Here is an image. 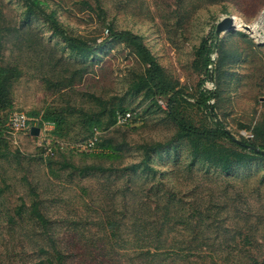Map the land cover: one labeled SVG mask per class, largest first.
I'll list each match as a JSON object with an SVG mask.
<instances>
[{
  "label": "rangeland",
  "instance_id": "obj_1",
  "mask_svg": "<svg viewBox=\"0 0 264 264\" xmlns=\"http://www.w3.org/2000/svg\"><path fill=\"white\" fill-rule=\"evenodd\" d=\"M39 1L67 34L94 48L84 58L75 56L42 14L22 23L23 1L0 0V57L15 70L11 107L1 114L0 152L5 147L19 152L18 158L0 157V264L43 263L37 251L48 249L47 233L29 212L31 191L66 264H94L98 254L105 255L102 264H135L130 254L137 250L140 229L132 226L141 218L157 226L162 221L161 213L146 212L143 204L161 207L172 195L174 203L183 198L182 204L192 203L200 212L210 201L223 205L220 216L230 232L262 242L264 216L258 213L264 211V162L233 166L227 175L192 162L187 143L176 139V127L166 118V99H157L159 109L128 89L144 66L125 43L109 37L107 28L142 38L182 95L181 118L209 129L217 121L232 139L260 149L264 143L253 130L264 125V21L259 23L264 0H99L104 18L96 0ZM224 17L253 32L238 28L216 38L206 74L196 51L201 42L211 44ZM201 89L215 92L209 101L215 119L195 104ZM121 111L135 114L133 121L119 124ZM17 112L41 119L56 114V134H51L56 124L35 138L12 132L7 120ZM89 115L99 128L93 139ZM44 142L56 151L51 162L41 157ZM218 143L236 150L231 141ZM154 144L160 147L150 154L153 172L122 171L143 159L140 147ZM156 189L160 192L154 195ZM170 217L177 218L174 211Z\"/></svg>",
  "mask_w": 264,
  "mask_h": 264
},
{
  "label": "trees",
  "instance_id": "obj_2",
  "mask_svg": "<svg viewBox=\"0 0 264 264\" xmlns=\"http://www.w3.org/2000/svg\"><path fill=\"white\" fill-rule=\"evenodd\" d=\"M22 1L25 8L22 23H28L35 14H42L50 23L53 32L61 37L65 46L72 54L84 58L92 51L94 47L91 44L82 38L67 34L54 19L53 14H45L40 8L42 5L41 1ZM96 5L98 14L104 18L105 11L102 9L99 0H96ZM107 33L113 40L125 43L134 53L140 64L144 66L142 72L136 76V79L128 89L135 93H141L144 99L151 100L159 109L162 107L157 104V99H166V118L176 127V139L187 143L192 162H204L212 168L219 169L224 175L229 174L233 166H244L246 163L254 160L264 162V156L241 145L245 144V142L241 141V144L235 143L219 122L216 121L213 124V129H209L203 126H195L191 122H187L181 118L180 114L182 110L180 109L179 101L182 99V95L166 79L161 67L143 44L142 38L131 31H118L112 29L110 26L107 28ZM215 47L216 38L213 37L211 44L204 45V42H201L196 51L201 60V67L202 69L204 68L206 74L208 67L212 64L210 59L211 50ZM14 73L15 70L3 65L2 58L0 57V127L3 124L1 114L11 107L10 89L15 77ZM214 97L215 92L213 90L201 89L198 92L195 104L198 108L209 114V107H212L209 106V101L214 99ZM126 113L130 114V118L126 123L121 125H125L134 119L135 114L132 112L121 111L120 116ZM80 114L85 117L88 116L83 111H80ZM24 115L37 120L39 128L44 122H50L54 125L58 120V116L56 114L51 115V113L46 114V117L42 119L29 116L28 114ZM111 115V123H115V111H112ZM120 116L117 117V122ZM94 117V115H89L90 126L88 131L90 132L89 138L91 139L95 138L94 136L98 132L97 129H99L96 120L91 119ZM56 129H58L57 124L54 130H51V134H56ZM253 131L256 140L259 143H264V125L256 126ZM46 133L49 136L50 132ZM222 139L231 141L236 150L220 145L218 141ZM0 142L3 141L0 140ZM43 145L49 146L53 150V156H45L44 150L40 149L41 157H45V159L49 160L48 162H51L50 159L55 156L56 151L52 145H47L45 142ZM159 147L160 144L152 146L143 145L140 147L143 151V159L137 164L124 167L122 171L130 174L153 172V169L149 166L150 154L156 152ZM260 147H262L260 150L264 151V145L261 144ZM242 151H247L248 153L244 154ZM7 156L18 158L19 152L16 151L12 154L5 147V150L0 152V157L5 158ZM159 192L160 190L156 189L154 195H157ZM148 193H151V191ZM31 195L33 196V201L29 206L31 217L47 233L48 249L39 248L37 251L43 256L41 260L42 264L44 262L46 264H66L68 260L67 256L62 252L59 243L47 232L48 222L40 211L37 194L31 191ZM182 199H177V202L174 203L172 195L161 207L158 205V202L155 203L153 200V208L149 204H143L142 210L154 215H156L155 213H161L160 218L162 221L157 226L152 220L141 218V220H137L136 226H132L140 229V236L136 243L137 250L132 251L130 254V258L135 260V264H264V236L262 242H259L252 234L247 233L242 235L237 232H230L231 229L226 222V218L220 216L224 210V206L221 204H214L210 201L208 206L202 209V213L192 203L182 204ZM172 211H174L176 219L170 217ZM185 212L189 215H186ZM258 215L264 216V211L259 212ZM164 229L165 233L163 232ZM195 230L198 233H195ZM187 232H190L188 236H186ZM104 257L105 255L102 254L95 255L94 264H102L103 261L101 259H104ZM99 258L100 260H98Z\"/></svg>",
  "mask_w": 264,
  "mask_h": 264
},
{
  "label": "built area",
  "instance_id": "obj_3",
  "mask_svg": "<svg viewBox=\"0 0 264 264\" xmlns=\"http://www.w3.org/2000/svg\"><path fill=\"white\" fill-rule=\"evenodd\" d=\"M130 118V114L126 113L123 116H120L118 118V123L119 124H124L126 123V121ZM32 127H38V122L37 120L33 119V118H28L26 115H24L23 113H13L12 115H10L9 119H8V128L14 132V133H19V132H25L26 134L30 135V129ZM52 130L53 129V124L50 122H44L42 123L41 127L39 128V132L40 130ZM251 137V136H250ZM44 150V155L45 156H53V150L51 147L49 146H44L43 148Z\"/></svg>",
  "mask_w": 264,
  "mask_h": 264
},
{
  "label": "water",
  "instance_id": "obj_4",
  "mask_svg": "<svg viewBox=\"0 0 264 264\" xmlns=\"http://www.w3.org/2000/svg\"><path fill=\"white\" fill-rule=\"evenodd\" d=\"M238 28H242L244 31H247L249 33L253 32V29L249 26H240L238 23H235V19L233 17H224L222 18L216 25H215V29H214V37L218 38L222 33L224 32H228V31H233V30H237ZM215 51L212 50V54H214ZM212 61V60H211ZM210 66H212V64H210ZM212 73H211V68L209 69V73H208V83L212 86ZM211 90V89H210ZM209 114L211 116V118L215 119V114H214V110L212 107H209ZM30 136L32 137H37L39 135V128L38 127H32L30 129ZM233 141L237 144H241L240 141L234 140ZM242 146H246L248 149L253 150L255 153H258L262 156H264V151H261L258 148H253L249 145H245V144H241Z\"/></svg>",
  "mask_w": 264,
  "mask_h": 264
},
{
  "label": "bare ground",
  "instance_id": "obj_5",
  "mask_svg": "<svg viewBox=\"0 0 264 264\" xmlns=\"http://www.w3.org/2000/svg\"><path fill=\"white\" fill-rule=\"evenodd\" d=\"M235 19V23L237 24V22H239V21H237L238 19H236V18H234ZM263 18H262V21H260L259 23H260V25H262L263 24Z\"/></svg>",
  "mask_w": 264,
  "mask_h": 264
}]
</instances>
